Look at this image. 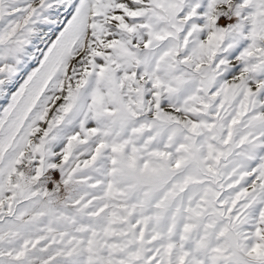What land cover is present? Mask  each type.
Listing matches in <instances>:
<instances>
[{
	"label": "snow or ice",
	"instance_id": "obj_1",
	"mask_svg": "<svg viewBox=\"0 0 264 264\" xmlns=\"http://www.w3.org/2000/svg\"><path fill=\"white\" fill-rule=\"evenodd\" d=\"M0 264H264V0H0Z\"/></svg>",
	"mask_w": 264,
	"mask_h": 264
}]
</instances>
